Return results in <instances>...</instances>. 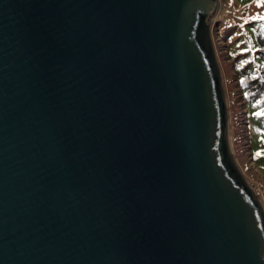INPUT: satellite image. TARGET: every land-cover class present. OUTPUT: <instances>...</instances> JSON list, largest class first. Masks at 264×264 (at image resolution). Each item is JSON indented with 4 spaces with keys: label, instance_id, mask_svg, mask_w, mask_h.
<instances>
[{
    "label": "water",
    "instance_id": "water-1",
    "mask_svg": "<svg viewBox=\"0 0 264 264\" xmlns=\"http://www.w3.org/2000/svg\"><path fill=\"white\" fill-rule=\"evenodd\" d=\"M218 5L0 0V264H264Z\"/></svg>",
    "mask_w": 264,
    "mask_h": 264
},
{
    "label": "rangeland",
    "instance_id": "rangeland-1",
    "mask_svg": "<svg viewBox=\"0 0 264 264\" xmlns=\"http://www.w3.org/2000/svg\"><path fill=\"white\" fill-rule=\"evenodd\" d=\"M218 2L212 23V36L225 103L228 149L264 212V130L257 128L264 127L263 112L256 103L242 100L233 66L234 58L248 51L251 38L254 37L252 30L256 25L264 27V23L259 22L244 25L242 29L243 24L264 19V0H218ZM228 28L235 32L225 38V30ZM245 33L248 37H245ZM244 60L240 58L237 65Z\"/></svg>",
    "mask_w": 264,
    "mask_h": 264
},
{
    "label": "trees",
    "instance_id": "trees-1",
    "mask_svg": "<svg viewBox=\"0 0 264 264\" xmlns=\"http://www.w3.org/2000/svg\"><path fill=\"white\" fill-rule=\"evenodd\" d=\"M259 22L264 23V19L243 24L242 29H244V25H254ZM252 31L254 37L251 38L248 51L237 55L232 60L242 100L256 103L262 109V118H264V27L256 25ZM234 32L235 30L233 31L232 28L226 29L225 38L232 36ZM244 35L248 37L247 33ZM240 58L245 60L240 61L241 64L237 65ZM257 128L258 130H264V127L258 126Z\"/></svg>",
    "mask_w": 264,
    "mask_h": 264
},
{
    "label": "bare ground",
    "instance_id": "bare-ground-1",
    "mask_svg": "<svg viewBox=\"0 0 264 264\" xmlns=\"http://www.w3.org/2000/svg\"><path fill=\"white\" fill-rule=\"evenodd\" d=\"M234 163H235V161H234ZM235 166H236V164H235Z\"/></svg>",
    "mask_w": 264,
    "mask_h": 264
},
{
    "label": "snow or ice",
    "instance_id": "snow-or-ice-1",
    "mask_svg": "<svg viewBox=\"0 0 264 264\" xmlns=\"http://www.w3.org/2000/svg\"><path fill=\"white\" fill-rule=\"evenodd\" d=\"M260 113H258V115H259Z\"/></svg>",
    "mask_w": 264,
    "mask_h": 264
}]
</instances>
